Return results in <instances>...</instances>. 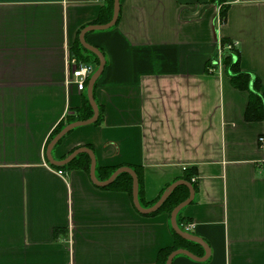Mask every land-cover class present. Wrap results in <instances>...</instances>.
<instances>
[{
  "label": "crops",
  "instance_id": "0c3cea01",
  "mask_svg": "<svg viewBox=\"0 0 264 264\" xmlns=\"http://www.w3.org/2000/svg\"><path fill=\"white\" fill-rule=\"evenodd\" d=\"M104 4L0 0V264H156L173 245L166 214L146 216L82 165L46 157L87 97L68 82L70 49ZM223 39L264 91V0H120L118 23L85 35L105 59L93 92L101 119L51 150L62 160L91 149L99 181L96 168L139 167L146 202L195 167L181 217L208 254L171 264H264V121L245 120L248 93L230 83Z\"/></svg>",
  "mask_w": 264,
  "mask_h": 264
},
{
  "label": "trees",
  "instance_id": "16d2710c",
  "mask_svg": "<svg viewBox=\"0 0 264 264\" xmlns=\"http://www.w3.org/2000/svg\"><path fill=\"white\" fill-rule=\"evenodd\" d=\"M112 9H113V0H105V4L102 6L98 18L94 21L96 24H105L109 22L112 16ZM226 18V7H221L220 9V19L222 22L225 21ZM120 19V9L119 15L116 24ZM115 24V25H116ZM231 42L223 39L222 44H230ZM70 57L75 58L78 62L83 63H94L95 69L98 66V58L91 52L84 49L79 39L77 38L75 41V45L70 49ZM226 72L230 78L231 85L239 90L246 91L248 93V102L246 105V109L244 112V118L246 121H264V91L261 90L260 82L258 77L252 76L250 73L244 72L240 69L239 65V50L232 46V48L227 51L222 60ZM91 64V63H90ZM209 66V64H208ZM94 69V70H95ZM89 81V80H88ZM86 82V85L88 84ZM95 88V85H94ZM94 92V90H93ZM98 118L94 122L95 124L99 122L101 119V112L100 109ZM72 113L66 115L55 127L54 132L50 139L54 135H56L65 125L78 121V120H86L89 119L93 112L92 108L89 104L87 97H85L81 106L71 109ZM61 141V140H60ZM59 141V142H60ZM58 142V143H59ZM68 165H82L84 169L89 172L90 167V158L85 153H80L76 157H74ZM97 172L100 173L99 178L101 180H106L117 168L116 167H101L96 168ZM138 178V199L140 204L143 207H150L152 206L162 195L165 189L169 186L167 185L162 191L160 192L159 196L149 202L144 201L143 199V179H142V171L139 167L132 168ZM197 170L195 167L185 168L183 171L182 176L179 180H185L190 182L194 188V191L197 190L198 182H197ZM105 189H116V190H124L130 196L132 195V178L127 173H120L115 180L109 184L108 186L103 187ZM189 195V190L184 185L177 186L172 193L167 197V199L162 203V205L155 211L149 214H145L146 216H154L157 214H166L168 219H170V214L172 210L182 201H184ZM176 221L178 226L181 230H185L183 227V218L181 217V211L178 212ZM170 233L173 239V245L171 247H167L164 249L159 250L157 256L156 264H165L167 256L174 250L179 248H191V246H199V244L194 243L192 241L186 240L179 235H177L170 226Z\"/></svg>",
  "mask_w": 264,
  "mask_h": 264
},
{
  "label": "water",
  "instance_id": "95a60500",
  "mask_svg": "<svg viewBox=\"0 0 264 264\" xmlns=\"http://www.w3.org/2000/svg\"><path fill=\"white\" fill-rule=\"evenodd\" d=\"M119 9H120V0H113L112 16H111V19L109 20V22H107L105 24H94V25L86 26L79 33V42H80L81 46L84 49H86L87 51L93 53L98 58V66L95 69V71L93 72V74L90 76L88 84H87V88H86V96H87L89 104L92 108L93 114L89 119L78 120V121H74V122H71V123L65 125L56 135H54L53 138L50 140L48 146H47L46 157H47L48 162L51 165L63 166L65 164L69 163L78 154H80V153L87 154L90 158V167H89L90 179L95 185L100 186V187H105V186H108L109 184H111L120 173L129 174L132 178V200H133V204H134V207L136 208V210L142 214H149V213L155 212L177 186H179V185L186 186L189 190V195L184 201L179 203L172 210V212L170 214V226H171L172 230L177 235H179L180 237L199 244L204 249L205 255L202 257H197L186 249H176V250L172 251L167 256L165 264H171L173 258L178 254H184L191 259H194L197 261H203L204 259H206L207 254H208L207 245L204 243V241L202 239L192 235L191 233H188L184 230H181L177 224V221H176V217H177L178 212L181 211L185 206H187L193 200L194 188L190 182H187L185 180H177V181L171 183L165 189V191L162 193L160 198L152 206L142 207L140 202H139V199H138V178H137L135 171L132 168H130V167L117 168L106 180L99 181L96 177V174H95V157H94V153L92 152L91 149H89L87 147L77 148L76 150L71 152L67 158L62 159V160H54L52 155H51V150L66 134H68L70 131H72L73 129H75L77 127L92 124L98 118L99 110H98V106L94 100L93 90H94V85L96 83V80L99 78V76L103 72L104 65H105V59H104L102 52L98 48H96V47L90 45L88 42H86L85 35L87 32H90V31L107 30V29L113 27L117 22L118 15H119Z\"/></svg>",
  "mask_w": 264,
  "mask_h": 264
},
{
  "label": "built area",
  "instance_id": "2783aa9c",
  "mask_svg": "<svg viewBox=\"0 0 264 264\" xmlns=\"http://www.w3.org/2000/svg\"><path fill=\"white\" fill-rule=\"evenodd\" d=\"M96 2H101L105 0H94ZM232 44L228 45V48H232ZM69 66V76L68 82L75 84L78 90H84L86 88V82L89 80L90 76L94 72V67L90 63L78 62L75 58H70L68 61ZM59 175H63L64 172L60 169L57 172ZM191 225L185 228L188 232Z\"/></svg>",
  "mask_w": 264,
  "mask_h": 264
},
{
  "label": "rangeland",
  "instance_id": "374dc122",
  "mask_svg": "<svg viewBox=\"0 0 264 264\" xmlns=\"http://www.w3.org/2000/svg\"><path fill=\"white\" fill-rule=\"evenodd\" d=\"M223 60V59H222Z\"/></svg>",
  "mask_w": 264,
  "mask_h": 264
}]
</instances>
